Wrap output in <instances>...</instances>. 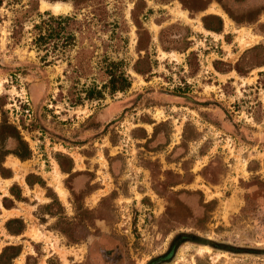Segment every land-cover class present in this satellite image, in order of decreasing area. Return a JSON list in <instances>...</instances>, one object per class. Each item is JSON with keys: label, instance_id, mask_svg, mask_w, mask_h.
I'll list each match as a JSON object with an SVG mask.
<instances>
[{"label": "rangeland", "instance_id": "1", "mask_svg": "<svg viewBox=\"0 0 264 264\" xmlns=\"http://www.w3.org/2000/svg\"><path fill=\"white\" fill-rule=\"evenodd\" d=\"M138 1L103 0L108 22L125 21L128 31L116 27L121 37L112 39L111 32L95 34V68L88 78L70 67L78 43L65 53L56 46L48 57L52 62L43 61L30 44L32 23L40 18L26 19L14 42L13 13L6 0L0 7V122L6 118L16 125L31 150L19 174L28 168L52 185L49 191L22 186L23 202L14 213L24 220V236L3 230L6 216L0 211V249L19 247L11 264H106L97 252H88L93 240L120 251L121 264H147L178 235L200 236L210 244L185 240L160 264H264V0H143L150 11L138 20L152 36L147 53L136 50L138 40H145L131 19ZM41 3L40 13L76 12L82 18L87 12L70 1L68 12L54 14ZM206 14L221 17V34L204 29ZM253 18L257 21L250 23ZM166 27L165 44L190 40L191 47L184 53L162 50L159 32ZM105 44L114 60L123 61L131 87L70 106V93L83 95L85 83L99 82L98 56ZM190 51L196 53L193 68L187 63ZM146 57L152 72L142 76L131 67ZM234 65L246 75L228 71ZM13 146L10 140L8 149ZM56 156L66 167L73 157L80 170L61 176L66 199L50 202L46 210L54 218L39 224L36 217L45 205L36 203L56 198ZM4 184L0 178V193ZM10 227L16 230L20 223ZM30 228L42 237L31 236Z\"/></svg>", "mask_w": 264, "mask_h": 264}, {"label": "trees", "instance_id": "2", "mask_svg": "<svg viewBox=\"0 0 264 264\" xmlns=\"http://www.w3.org/2000/svg\"><path fill=\"white\" fill-rule=\"evenodd\" d=\"M8 9L13 13V18L11 19V39L14 42L19 41L20 35L23 32L24 21L30 18L32 15H37L40 19L38 22L32 23L31 28V41L30 44L38 51L42 52L40 58L43 61H47L49 56L55 51L56 46H60L62 52L65 53L67 47H74L78 43V49L75 51L74 55V64H70V67L73 69L74 73H78L77 77L85 76L88 78L92 74V69L95 67L91 66V60L94 57V49L96 46L92 43L93 38L96 33L102 32L107 33L111 32L110 39L121 37L118 34L119 31L126 32L128 31V26L126 22L123 21V25L119 26L118 23L113 22L110 24L108 22V11L103 0H47L49 2L62 1V2H72L76 6V10H81V8H86L87 12L82 18L77 17V13L67 15H53L50 12L45 11L40 13L38 11L39 1L40 0H27L26 3H22L20 7L16 5L19 4L22 0H6ZM4 0H0V7L3 4ZM157 4H166L170 0H154ZM186 7V5L183 3ZM206 6L196 9V11L204 10ZM193 11L192 8H189ZM146 10V3L143 0H139L134 3V7L131 10V19L134 22L137 33L139 35L144 34L145 40H138L136 45L137 52L145 51L148 52L149 48L152 47V36L149 34L148 30L142 26L141 22L138 20L140 14H146L150 9ZM1 15V14H0ZM146 16V15H144ZM230 17L235 22H242ZM1 19V16H0ZM203 27L206 30L214 31L220 33L222 31V19L220 16L215 14H206L201 18ZM257 21V18L251 19L249 22ZM117 25V26H116ZM117 27V28H116ZM168 27L163 28L159 32V45L162 50L169 52L171 50H177L179 52H186L191 47V41L185 40L182 45L171 46L165 44L163 39V33L166 32ZM167 29V30H166ZM189 36H185V39ZM80 39V40H78ZM89 40V43H84L85 40ZM169 42H172L170 40ZM60 44V45H59ZM108 44L104 45V52L98 56V79L99 82H96L95 79L89 84L85 83L82 88L83 95L77 94L69 95V105L76 106L81 105L84 100L88 101H97L105 98L106 94H115L116 92L127 91L131 87V79L127 70L123 68L122 60H114L107 53ZM196 53L194 51L188 52L187 63L190 68H193L195 63ZM48 62H52L48 60ZM143 62L144 67H140V64ZM214 61V67L221 71V69L216 65ZM261 65H264L262 63ZM134 72L146 76L152 72V64L146 58L138 59L131 67ZM236 70L242 75H246V72H242L237 66H232L230 70ZM195 70H192V73ZM1 106V105H0ZM12 140L14 144L13 148L7 147L8 142ZM8 154H13L21 160L29 159L31 156V150L27 142L22 138L20 132L16 125L10 123L6 118H3L0 122V172L1 175L5 176L3 171L2 162ZM60 155V154H59ZM57 160L59 156H56ZM70 168V166H69ZM31 176H26L27 183L31 186L35 181L30 179ZM42 183L41 180H39ZM38 181V182H39ZM50 188H47L49 190ZM11 194L15 199H21L20 189L17 185H12L10 187ZM7 197H3L2 203L6 208H9L13 205V202ZM54 201H57L54 199ZM53 203V202H52ZM51 204H49L50 206ZM13 222L20 223V227L16 230H12L10 224ZM5 227L8 231L13 233H21L24 230V224L22 220L13 218L5 222ZM11 250H14L11 252ZM19 254V247L17 246H5L0 252V264H11L12 260ZM30 264V263H29Z\"/></svg>", "mask_w": 264, "mask_h": 264}, {"label": "crops", "instance_id": "3", "mask_svg": "<svg viewBox=\"0 0 264 264\" xmlns=\"http://www.w3.org/2000/svg\"><path fill=\"white\" fill-rule=\"evenodd\" d=\"M215 11H217V12H221V10L220 9H215ZM229 22V20L227 19V23ZM205 29V28H204ZM206 30V29H205ZM206 31H209V32H214V31H210V30H206ZM223 32V28H222V31L220 32V33H217V32H214V33H216V34H221ZM242 40H244V37L242 36ZM59 154L60 155H64V154H61L60 152H59ZM6 158L7 157H5V159H4V161L2 162V166H3V168L4 169H8V171H9V173H7V175H5V176H3V177H1L0 176V178L3 180V181H7V184H4V186H3V188H2V192L0 193V211H3V214L1 215V216H6L5 217V219H4V222H6L7 220H9V219H13V218H17V219H22V217L20 216V215H18V214H15L14 213V211H16V210H18V207H17V204L19 203V202H23V198H22V195H24V192H23V185L25 186V187H27L28 189H33L36 185L38 186V187H40V188H42V189H46L47 190V188H49V187H52V185L51 184H49V183H47L46 181V178H44V176L42 175V174H35V173H33V172H30V170H28V168H27V170H26V172H25V174H23V175H20L19 173L21 172H23L24 171V161L25 160H29V159H25V160H21V159H19L18 157H14V156H12V158H8V160H6ZM55 158V162H56V164H55V167H54V170H53V184L55 185V188H56V190L54 189V192L56 193V196H55V194H54V196L56 197V198H50V200L49 201H47V202H43V203H36V208L37 207H42V206H44L43 208H42V212H45V213H40V215H37V220H38V222H39V224H46L47 223V220H46V218L48 217V218H54L51 214H49V213H47V211L48 210H46V207H49V204H51L53 201H54V199H59V200H65L66 199V196H67V191H66V189L63 187V185H62V182H61V176L63 175V174H65V175H70L71 173H75V172H77V171H79L80 170V166H79V161L78 160H74V158L72 157V161H71V165H70V168L69 167H66L65 165H64V163H63V160L64 159H61V161L60 160H57L56 159V157H54ZM11 159V160H10ZM14 165H15V168H14ZM57 167V170H56V173L54 174V172H55V168ZM18 169H20V171H18ZM39 173V172H38ZM27 175H29V176H31L30 177V179L31 180H34L35 182L30 186L28 183H27V181H26V176ZM16 178H20L21 179V181H19V183L21 184H18V183H16L15 182V179ZM39 180H41L42 181V183H40V181ZM46 180V181H45ZM39 181V182H38ZM17 185L18 187H19V189H20V195H21V199H19V200H17V199H15V197L11 194V192H10V187L12 186V185ZM20 185V186H19ZM46 186V187H45ZM22 189V190H21ZM50 190V189H49ZM48 190V191H49ZM58 192V193H57ZM3 197H7L8 199H10L12 202H13V205L11 206V207H9V208H6L4 205H3V203H2V199H3ZM58 197V198H57ZM62 199H61V198ZM10 201V202H11ZM51 202V203H50ZM45 218V219H44ZM23 220V219H22ZM24 221V220H23ZM3 228V230L4 231H6L7 233H8V235L9 236H11V237H19V236H24L25 235V226H24V230L21 232V233H13V232H10V231H8L7 229H6V227H5V225L2 227ZM30 230H34L32 233H30ZM37 231H39V230H37V229H35V228H30L29 229V234L31 235V236H34L36 239H39V238H41L42 236H41V233H37ZM40 232V231H39ZM6 246H9V245H6ZM5 247V246H4ZM3 247V248H4ZM3 248H1L0 249V252L2 251V249ZM40 249V248H39Z\"/></svg>", "mask_w": 264, "mask_h": 264}, {"label": "flooded vegetation", "instance_id": "4", "mask_svg": "<svg viewBox=\"0 0 264 264\" xmlns=\"http://www.w3.org/2000/svg\"><path fill=\"white\" fill-rule=\"evenodd\" d=\"M89 243H90V246H88V252L90 251L91 254H93V255L95 252H97L101 256L102 261H104L106 264H121V256H120L121 253L116 248H114V249L108 248L107 249L104 246L99 247V241L97 243L95 240H93ZM163 254H165L164 255L165 258H168L172 255V251L167 250V252H165ZM152 259L153 258H151V260ZM149 262H150V260L147 262V264H149Z\"/></svg>", "mask_w": 264, "mask_h": 264}, {"label": "water", "instance_id": "5", "mask_svg": "<svg viewBox=\"0 0 264 264\" xmlns=\"http://www.w3.org/2000/svg\"><path fill=\"white\" fill-rule=\"evenodd\" d=\"M185 240H190V241H194V242H199V243H201V244H210V240H209V239H207V238H202V237H200V236H196V235H185V236H183V235H178V236L174 239V241H173L171 247L169 248V250L172 251V254H174V253L176 252V250H177L179 244H180L181 242H184ZM216 245H217V244H216ZM164 255H165V254H162V255H160V256H158V257L153 258L152 260H150L149 264H159V263H162V262H164V261H168L169 258L171 257V256H170V257H168V258H165Z\"/></svg>", "mask_w": 264, "mask_h": 264}, {"label": "bare ground", "instance_id": "6", "mask_svg": "<svg viewBox=\"0 0 264 264\" xmlns=\"http://www.w3.org/2000/svg\"><path fill=\"white\" fill-rule=\"evenodd\" d=\"M41 9L50 10L54 14H63V13L68 12L71 9V6L68 3L62 2V1L49 2L47 0H42ZM180 15L181 13L179 12L176 13L177 17Z\"/></svg>", "mask_w": 264, "mask_h": 264}, {"label": "built area", "instance_id": "7", "mask_svg": "<svg viewBox=\"0 0 264 264\" xmlns=\"http://www.w3.org/2000/svg\"><path fill=\"white\" fill-rule=\"evenodd\" d=\"M29 111H30V110H29L28 108H27V109H25V112H26V113H29Z\"/></svg>", "mask_w": 264, "mask_h": 264}]
</instances>
